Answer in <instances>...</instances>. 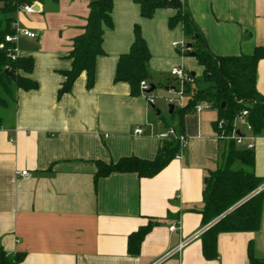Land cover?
<instances>
[{
    "label": "crops",
    "instance_id": "crops-1",
    "mask_svg": "<svg viewBox=\"0 0 264 264\" xmlns=\"http://www.w3.org/2000/svg\"><path fill=\"white\" fill-rule=\"evenodd\" d=\"M89 1L58 0L56 9L49 2H35L38 10L26 13L21 6L14 14L18 27L36 34L20 36L17 47L18 56L34 60L29 77L37 88L18 90L16 103L0 114V248L23 253L18 264H248L249 244L253 255L264 259V193L259 229L221 232L217 257L202 255L200 235L210 225L201 224L202 189L208 172L220 165L225 146L215 137L216 110L204 105L174 121L169 108L167 115L154 110L148 93L131 96L126 83L113 80L135 24L150 51V82L160 87L169 77L176 82L169 73L175 66L191 72L188 57L173 45H187L181 25L168 26L174 10L157 9L146 19L133 0H113V25L104 29V53L95 60L93 86L86 87L81 73L70 92L57 97L61 72L70 68L66 56L86 23ZM182 1L213 55L250 54L264 47V0ZM21 14L33 15L37 28H43L38 24L42 18L49 22L52 38L21 27ZM36 37L37 47L32 45ZM256 87L264 96V58L258 62ZM169 126L187 139L181 159L173 158L152 177L114 172L94 179L96 161L153 159L163 145L157 135ZM136 128L143 134H133ZM253 152L254 172L264 178V131L255 135ZM24 170L27 176L20 175ZM148 218L158 223L132 256L128 236ZM176 222L180 231L170 232Z\"/></svg>",
    "mask_w": 264,
    "mask_h": 264
},
{
    "label": "trees",
    "instance_id": "trees-1",
    "mask_svg": "<svg viewBox=\"0 0 264 264\" xmlns=\"http://www.w3.org/2000/svg\"><path fill=\"white\" fill-rule=\"evenodd\" d=\"M139 6L142 18L150 19L157 9H172L174 15L168 19V26L177 24L182 27L187 39V50L181 55L192 56L202 67L201 82L204 87L183 86V94L192 92L187 102L174 106L170 117L194 111L199 103H206L217 112V118L212 123L215 131L217 121L222 120L221 130L229 134L233 130L234 119L242 110H247V121L250 123L253 135L264 131V96L256 87L258 62L264 58V47H255L250 54L229 56L213 55L206 42L186 10L182 0H133ZM53 3L58 0H0V13L5 16L0 20V110H7L16 103L18 90H34L37 83L29 75L34 67L31 56H17L15 60L9 57L11 47L4 37L13 34L15 12L25 4ZM113 0H90L86 23L80 34L76 35L67 54L70 68L62 71V82L57 90V97L70 92L75 80L85 74V85L91 88L94 83L95 60L102 55V42L105 28H112L111 12ZM150 51L142 36L138 24L133 27V40L126 53L118 57L114 82H124L129 86L131 96L147 94L140 88L141 82H150L149 70ZM8 66L10 69L5 70ZM190 78L197 81L192 72ZM150 84V83H149ZM152 85V84H150ZM224 103V107L221 104ZM3 118L0 115V127ZM170 127V126H169ZM179 131L178 129H176ZM181 133V132H180ZM224 151L220 165L214 171L208 172L202 189L203 207L199 211L201 224L208 225L200 235L202 255L207 260L217 257V235L221 232L257 231L260 226L262 199L264 191L254 193L264 181L254 172V152L239 147L233 140L224 141ZM178 151V143L174 140L163 142L156 156L151 160L135 156L122 157L115 162L96 161L94 179L111 173H135L139 178L152 177L171 161ZM158 221L148 218L146 224L132 232L127 239V251L136 256L145 235ZM24 254L17 252L7 254L0 248V264H18ZM248 264H264V259L256 258L248 245Z\"/></svg>",
    "mask_w": 264,
    "mask_h": 264
},
{
    "label": "built area",
    "instance_id": "built-area-1",
    "mask_svg": "<svg viewBox=\"0 0 264 264\" xmlns=\"http://www.w3.org/2000/svg\"><path fill=\"white\" fill-rule=\"evenodd\" d=\"M32 6H33V4H25L22 6V11L26 12V13H32V12H34ZM12 28L14 29V33L6 35L4 37V40H5V42H9L10 44L13 45L11 47L9 57L11 60H15L16 57L18 56L17 42H18V39L20 38V36H26L29 38H34L36 36V34L27 30V29L19 28L16 23L12 24ZM173 45L177 49V51H179L181 53L184 52L185 50H187V45L183 41L175 42ZM4 69L9 70L10 68L8 66H5ZM169 73L171 76H173L176 79V81L181 82V88L178 90V93L182 95L184 83L191 80V78L188 74V71H186L184 68H182L180 66H175L170 70ZM149 87H150L149 84H147L146 82L140 83V88L142 91H147L149 89ZM180 98H181V96H180ZM179 100H181V99H179ZM150 102L152 103V100H150ZM168 102L171 104L174 103V101L170 98L168 99ZM204 105L207 106L206 103H199L198 105H196L195 111H197V112L200 111L202 106H204ZM180 106H181V104H180ZM247 114H248L247 110L241 111V113L234 119L233 130L229 134H227L223 130H221L222 125H223V121L222 120L217 121V128L220 130L215 131L216 139L217 140H223V141L233 140L237 146L242 147V148L247 149V150H253L255 135H253L251 125L246 119ZM239 123L242 126L243 130H241ZM133 134H135V135L143 134L142 128L134 129ZM157 137L163 142L171 141V140L176 141L178 143V151L176 152L174 158L175 159H181L182 152H183V150L186 146V142H187L186 137L182 133L178 132L173 126H170V127H167L166 129L162 130L161 132H159ZM20 175L21 176H27L28 172L25 170L21 171ZM263 190H264V181L257 187V189L255 190L254 193H258V192L263 191ZM168 229L170 232H179L180 231V223L176 222V223L170 225ZM186 242L187 241H184L180 245V247L183 246Z\"/></svg>",
    "mask_w": 264,
    "mask_h": 264
},
{
    "label": "rangeland",
    "instance_id": "rangeland-1",
    "mask_svg": "<svg viewBox=\"0 0 264 264\" xmlns=\"http://www.w3.org/2000/svg\"><path fill=\"white\" fill-rule=\"evenodd\" d=\"M51 6L53 7V9L57 8V4H53L50 3ZM6 15H4L3 13H0V20L3 21ZM42 18V16H41ZM37 20L34 19L33 15H28V14H21L20 15V22H21V27L27 26L29 28H33L35 31L38 32L39 36L41 37L42 35V31H44V33L47 34V37L52 38V35H54L53 32V26L51 27V24L49 22H46L43 20H39L38 24L39 27L40 25L43 26V28H37L38 26L35 25ZM20 28V27H19ZM48 44V45H47ZM32 45L37 47L38 46V37H36L34 40H32ZM45 48H48V46L50 45L49 42H45ZM186 56V55H185ZM187 58V64L186 67L187 69H189V71L191 72H195V77L197 79V81L194 80H190L184 83L190 85V87L194 88V85H196L197 87H204V83L201 82L200 78H201V68L199 66V64L197 62H195V58L194 57H190V56H186ZM192 69V70H191ZM151 84H154L156 86L155 90H153L152 92L148 93L150 95V98L154 101V105H155V111L156 110H160L163 114L167 115L168 112V106L169 103L167 99H172L174 101V103H172L173 105H176L177 107L180 106V104L182 105L183 103L187 102L188 97H190L192 95V92H189L188 94H179L178 90L181 88V82L179 81H174L171 77L168 78V80H163L162 81V86H158L157 82H150ZM166 87H173L175 90H169V89H165ZM181 96V98H180ZM181 99V100H179ZM2 112H9V110H0V114ZM168 117L170 118V115H168ZM173 119L175 121L176 119V115L173 116Z\"/></svg>",
    "mask_w": 264,
    "mask_h": 264
},
{
    "label": "water",
    "instance_id": "water-1",
    "mask_svg": "<svg viewBox=\"0 0 264 264\" xmlns=\"http://www.w3.org/2000/svg\"><path fill=\"white\" fill-rule=\"evenodd\" d=\"M33 11L38 10V6L37 5H33L32 6ZM189 47V44L187 45ZM192 75H194V73L192 72ZM155 86L154 85H150L149 89L146 91V93H150L154 90ZM221 107H224V103L221 104ZM174 106L172 104L169 105V114H171L173 112Z\"/></svg>",
    "mask_w": 264,
    "mask_h": 264
}]
</instances>
